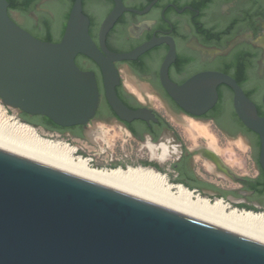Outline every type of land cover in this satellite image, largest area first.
Returning a JSON list of instances; mask_svg holds the SVG:
<instances>
[{"label":"water","instance_id":"95a60500","mask_svg":"<svg viewBox=\"0 0 264 264\" xmlns=\"http://www.w3.org/2000/svg\"><path fill=\"white\" fill-rule=\"evenodd\" d=\"M115 1L101 26L99 47L83 0L74 1L58 42L24 29L10 15V2L0 0V103L10 109L9 117L18 119L13 111L21 110L63 127L88 123L97 112L100 90L95 72L77 65L78 54L100 67L108 102L119 118L155 117L151 110L128 107L118 96L115 63L136 59L159 41L124 53L109 50L106 33L123 10L122 1ZM174 59L172 45L161 68L172 100L202 116L218 102V86L231 87L236 114L261 136L264 162V117L238 81L207 70L178 84L168 74ZM167 117L189 146L209 144L223 151L237 172H250V152L241 137L230 139L215 125L190 117H182V123ZM0 264H264V239L0 146Z\"/></svg>","mask_w":264,"mask_h":264},{"label":"flooded vegetation","instance_id":"af4514ba","mask_svg":"<svg viewBox=\"0 0 264 264\" xmlns=\"http://www.w3.org/2000/svg\"><path fill=\"white\" fill-rule=\"evenodd\" d=\"M121 1L123 10L106 33V47L124 53L151 40L159 43L136 59L115 63L120 75L116 91L128 107L151 110L155 117L131 121L119 118L108 102L100 67L83 54L77 55L76 63L83 70L95 72L100 90L97 112L88 123L63 127L48 121L44 115L11 111L19 121L37 130L72 141H85L95 147L93 154L97 158L91 157L94 165L102 157L111 168L129 164L161 168L175 172V181L211 199L223 197L234 207L264 212L261 136L236 114L233 89L220 84L216 105L204 115L194 116L172 100L161 80L162 64L174 45L175 59L168 69L171 80L182 84L198 72H224L238 81L256 105L258 114L264 117V0ZM73 4L71 0H38L28 12L11 7L9 11L34 36L58 42L68 20L65 21V15L70 14ZM116 5L115 0H83V12L90 18V34L99 47L101 26ZM45 20L50 22V27L44 24ZM244 77L247 80L241 83L239 78ZM217 108L221 109L219 114L215 113ZM167 116L181 123L182 117H190L215 125L230 139L241 137L250 152L251 161L246 162L250 172H237L223 151L218 152L209 144L189 146ZM117 132L142 149H148L147 144L156 145L157 152L165 148L169 154L165 165L159 166L151 157L118 156L109 143L111 135Z\"/></svg>","mask_w":264,"mask_h":264},{"label":"bare ground","instance_id":"6f19581e","mask_svg":"<svg viewBox=\"0 0 264 264\" xmlns=\"http://www.w3.org/2000/svg\"><path fill=\"white\" fill-rule=\"evenodd\" d=\"M0 146L146 195L182 211L223 224L264 239V213H245V209L225 205L223 199L211 200L199 192L187 191L152 167H95L89 157L77 154L78 149L59 140L40 135L33 126L9 117V110L0 103ZM159 149V148H158ZM152 158L164 162L169 156L164 148L157 152L150 145Z\"/></svg>","mask_w":264,"mask_h":264},{"label":"rangeland","instance_id":"374dc122","mask_svg":"<svg viewBox=\"0 0 264 264\" xmlns=\"http://www.w3.org/2000/svg\"><path fill=\"white\" fill-rule=\"evenodd\" d=\"M6 108L9 109L8 107H6ZM14 119L15 120H18L16 118H14ZM36 131L40 135H42L43 137H45V138L53 139V140H59V141L65 142V143H69L71 146H74V147H76L78 149L77 154H79V155L82 153V154H84V157H87V156L94 157V158L96 157L93 154L94 153V150H95V147L90 146L85 141H72V140H70L68 138H64V137H61V136L48 134V133H45V132H43L41 130H37L36 129ZM114 136H115V139H114ZM116 139H119V140L116 141ZM109 143H110L111 149L118 152V156H122L123 155L124 157H126L125 154H128L133 159L136 158V157H144V158L151 157L150 150H148L149 148L148 149H142V147H140V146H138V147L136 145L134 146V142H130V141L127 142L125 140V136L122 135V133H120V132H117V133L111 135L110 142ZM106 159H109V156H106ZM98 160L99 161L96 162L97 164H95V167L102 168V167H105L106 166V163H105L106 161L104 159H102V157H99ZM93 163H94V161H93ZM154 163L158 164L161 167H163L165 165L164 162H160L159 160H156V159H155ZM128 166L137 167V166H142V165H140V164H136V165L129 164ZM108 167L111 168L110 166H108ZM144 167H146V166H144ZM112 168H117V167H112ZM124 168L126 169L127 167H124ZM158 171H160V172H162L164 174H167V176L170 179V181L172 180L173 182H176L173 179V174H175V172L170 173V172H168L166 170H163L161 168H159ZM209 199H211V198H209ZM216 199H218V198H216ZM216 199H211V200H216Z\"/></svg>","mask_w":264,"mask_h":264},{"label":"trees","instance_id":"16d2710c","mask_svg":"<svg viewBox=\"0 0 264 264\" xmlns=\"http://www.w3.org/2000/svg\"><path fill=\"white\" fill-rule=\"evenodd\" d=\"M10 2L11 8L21 9L24 12H28L33 8V5L38 0H8ZM74 3V0H71V5ZM69 17V12L65 15V21ZM44 24L48 27H50V22L48 20L44 21ZM64 30V28H63ZM241 83L245 82L247 80L246 77L239 78ZM221 112V109L217 108L215 110V113L219 114ZM48 121L52 122L49 118H47ZM158 170V169H157ZM172 181V180H171ZM173 182V181H172ZM188 187V186H187Z\"/></svg>","mask_w":264,"mask_h":264},{"label":"crops","instance_id":"0c3cea01","mask_svg":"<svg viewBox=\"0 0 264 264\" xmlns=\"http://www.w3.org/2000/svg\"><path fill=\"white\" fill-rule=\"evenodd\" d=\"M147 145H148V148H149V150H150V145H151V144H147ZM150 153H151V152H150ZM151 158H152V156H151ZM152 159H153V158H152Z\"/></svg>","mask_w":264,"mask_h":264},{"label":"built area","instance_id":"2783aa9c","mask_svg":"<svg viewBox=\"0 0 264 264\" xmlns=\"http://www.w3.org/2000/svg\"><path fill=\"white\" fill-rule=\"evenodd\" d=\"M80 155H82V156H84L83 154H80ZM87 157H89L90 159H91V157L90 156H87ZM92 160V159H91ZM93 162V161H92ZM105 167H107V166H105Z\"/></svg>","mask_w":264,"mask_h":264}]
</instances>
